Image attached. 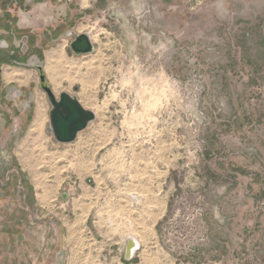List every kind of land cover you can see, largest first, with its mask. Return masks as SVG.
<instances>
[{
	"label": "rangeland",
	"instance_id": "374dc122",
	"mask_svg": "<svg viewBox=\"0 0 264 264\" xmlns=\"http://www.w3.org/2000/svg\"><path fill=\"white\" fill-rule=\"evenodd\" d=\"M38 1L0 0V264H264V0H89L45 70L96 115L70 143L3 40Z\"/></svg>",
	"mask_w": 264,
	"mask_h": 264
},
{
	"label": "crops",
	"instance_id": "0c3cea01",
	"mask_svg": "<svg viewBox=\"0 0 264 264\" xmlns=\"http://www.w3.org/2000/svg\"><path fill=\"white\" fill-rule=\"evenodd\" d=\"M88 1L41 0V2L38 1L39 5H34L29 8L27 10L29 13L28 16L20 17L15 25L12 24L9 17L5 16L3 40L6 43V48L10 49L9 52L12 55V62H22L27 68L32 70H37V65L43 64L44 70H46V64L49 59L62 56L67 52V45L73 40L71 34L73 32L79 34L78 19L76 17L80 13L87 14V8L89 7ZM40 3H44L45 6L42 7ZM21 25L25 26L27 30H22L21 27L23 26ZM45 45L46 50L44 49L43 52L40 51V46L43 47ZM23 46H26V48L24 49ZM27 54L29 57L25 58ZM53 67L60 68L61 66L56 64ZM50 107H52L51 104ZM29 245L30 247L27 248L28 251L34 253L35 247L33 248V244ZM36 247L39 248V246ZM64 257L66 263H64ZM68 257L63 248V254L60 259L63 260L64 264H70L71 261H69L70 259ZM34 263L49 264L48 260L46 261L43 258H38V261L35 260ZM15 264L21 263H18L16 259Z\"/></svg>",
	"mask_w": 264,
	"mask_h": 264
},
{
	"label": "water",
	"instance_id": "95a60500",
	"mask_svg": "<svg viewBox=\"0 0 264 264\" xmlns=\"http://www.w3.org/2000/svg\"><path fill=\"white\" fill-rule=\"evenodd\" d=\"M71 35L73 40L70 43V48L76 55H86L93 52L94 45L87 32L80 34L73 32ZM37 70L39 72L40 87L45 91L52 106L49 113V131L60 143L75 141L79 132L95 119V113L84 107L75 95L68 92H61L58 98L48 82L44 65H37ZM139 248L140 246L137 245L135 238L128 237L124 247V259L126 261L131 260L135 251Z\"/></svg>",
	"mask_w": 264,
	"mask_h": 264
},
{
	"label": "bare ground",
	"instance_id": "6f19581e",
	"mask_svg": "<svg viewBox=\"0 0 264 264\" xmlns=\"http://www.w3.org/2000/svg\"><path fill=\"white\" fill-rule=\"evenodd\" d=\"M40 123V122H39ZM36 124V123H35ZM35 131H38L39 130V127H38V125H34V128H33ZM30 137V136H29ZM135 238V237H134ZM135 240H136V243H137V245H139L140 246V243L137 241V239L135 238Z\"/></svg>",
	"mask_w": 264,
	"mask_h": 264
}]
</instances>
